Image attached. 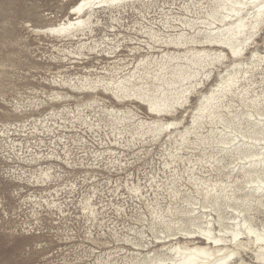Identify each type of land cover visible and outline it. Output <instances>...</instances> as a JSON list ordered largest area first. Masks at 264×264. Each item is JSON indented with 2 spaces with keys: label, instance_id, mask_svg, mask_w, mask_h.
Listing matches in <instances>:
<instances>
[{
  "label": "bare ground",
  "instance_id": "1",
  "mask_svg": "<svg viewBox=\"0 0 264 264\" xmlns=\"http://www.w3.org/2000/svg\"><path fill=\"white\" fill-rule=\"evenodd\" d=\"M33 31L63 41L56 50L64 58L93 55L102 66L53 82L71 93L34 106L88 94L74 110L51 108L28 126H1L0 136H52L66 120L112 136L91 149L81 136L70 143L56 133L44 150L41 140L24 146L8 136L18 145L2 149L17 164L7 174L33 189L23 195L33 214L36 206L61 210L55 197L76 193L85 237L101 249L96 264H264V0H79L64 19ZM192 95L197 104L183 124L174 117ZM112 97L127 106H107ZM135 104L155 117L141 118ZM60 165L81 167L85 184L59 189Z\"/></svg>",
  "mask_w": 264,
  "mask_h": 264
},
{
  "label": "rangeland",
  "instance_id": "2",
  "mask_svg": "<svg viewBox=\"0 0 264 264\" xmlns=\"http://www.w3.org/2000/svg\"><path fill=\"white\" fill-rule=\"evenodd\" d=\"M78 1L0 0V128L6 124L28 126L33 120H44L50 114L51 108L61 112L69 105L74 110L77 101H87L88 94H84L65 103L54 102L52 106H43L39 111H35L34 107L40 102L51 104V96L56 92L71 93L66 86L54 85L53 82L74 81L81 75L94 73L97 68L102 66L94 59L93 55L87 59H76L72 56L64 58V53L56 50L58 47L66 46L63 41L56 40L52 34H36L33 31L64 19ZM257 41L260 50L263 51L264 32L261 37L257 38ZM122 54L127 53L122 52ZM212 80L213 78L206 83L203 91L210 87L214 81ZM112 98L111 100L106 99L107 106L112 102L121 109L127 106L126 103H117ZM196 104L197 96L192 95L190 104L179 108L174 118L181 119L183 124L189 123L190 112ZM15 107H22L29 111L21 114L16 112ZM131 107L137 110L141 118L148 120L155 117L154 114L146 110L144 105L137 106L135 104ZM66 119H70V116H66ZM162 119L171 121L172 116H163ZM59 123L61 126L56 127L54 134H66L63 142L72 143L68 138L71 135H78L83 138L80 140L85 141L91 149L98 147L101 139L107 140L105 134L109 135L107 129L98 130L95 128L97 130L95 133L79 124L71 125L68 120L59 121ZM12 131L13 129L8 136L14 135L13 139L24 146H34L41 140L42 143L38 147L44 150L50 147L54 141L52 138L54 134L47 136L38 134L40 132L30 134L32 131L25 133H19L18 130V133ZM8 136H0V264H96L93 259L94 252L101 249L90 244V241L85 237L86 224L78 215L80 212L77 209L78 204L74 205L78 201L77 194L59 193V196L55 198L63 203L61 210L46 205L42 208L36 206V212L33 214V206L28 202V197H23V195L30 194L33 189L30 185L18 187L16 181L13 182L7 174L10 167H16L17 164L6 161L3 158V155L6 154L2 152V149H9L12 144L18 145L16 142H10ZM109 137L112 138L111 135ZM166 140V137H161L154 142L153 148L159 150V145L165 143ZM76 157H85V155L79 152ZM60 166L63 169L57 168V171L61 172V178L54 183L61 182L59 189L74 182L79 184L78 188L85 184L82 183L83 175L80 173L81 169L79 170L81 167H76L75 173H70L71 168L65 165ZM121 176L123 177V175ZM100 178L102 179L101 176L98 179ZM49 184L54 185L53 183ZM17 187L18 190H16ZM50 192H53V189ZM42 194L48 193L43 192ZM19 195L20 197H18ZM34 235L35 238L32 237ZM104 238L111 239L110 236ZM90 247H93L94 250ZM86 252L93 253L87 257L88 253Z\"/></svg>",
  "mask_w": 264,
  "mask_h": 264
}]
</instances>
